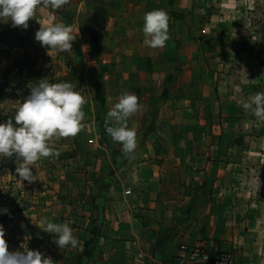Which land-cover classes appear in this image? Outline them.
Returning <instances> with one entry per match:
<instances>
[{
  "label": "crops",
  "instance_id": "obj_1",
  "mask_svg": "<svg viewBox=\"0 0 264 264\" xmlns=\"http://www.w3.org/2000/svg\"><path fill=\"white\" fill-rule=\"evenodd\" d=\"M194 1L38 7V29L62 22L77 35L70 54L37 43L58 65L55 82L70 81L84 95L85 117L76 136L53 140L59 155L34 165L38 179L26 192L13 193L23 205L20 251L39 250L52 264H176L183 249L204 245L233 252L232 264H264V234L251 225L264 215V164L248 160L251 152L208 151L212 138L230 147L229 134L261 121L241 115L203 67V35L191 33L203 27ZM157 9L168 14L169 39L152 49L142 42L143 17ZM125 92L141 105L128 120L136 130L128 157L105 131L108 110ZM46 219L69 224L78 246L60 249L40 228Z\"/></svg>",
  "mask_w": 264,
  "mask_h": 264
},
{
  "label": "rangeland",
  "instance_id": "obj_2",
  "mask_svg": "<svg viewBox=\"0 0 264 264\" xmlns=\"http://www.w3.org/2000/svg\"><path fill=\"white\" fill-rule=\"evenodd\" d=\"M194 3L197 9L193 18L200 20L202 17L203 27L201 31L200 27H193L191 33L203 35V67L216 74L221 92L226 93L228 101L238 103L257 92H264V0H195ZM37 30L34 17L29 19L26 29L12 27L10 21L0 23V122L14 117L18 105L40 79L55 82L58 78V65L35 40ZM237 93L239 95L234 96ZM241 93L249 96L242 97ZM240 110H243L239 111L241 115L255 117L252 110L246 112L242 107ZM228 111L232 114L230 107ZM263 123L251 126L244 122L243 131L229 134L236 138L233 143L228 141L232 149L219 148L221 143L217 144L216 138H212L208 151L251 152L248 160L264 164V155L255 157L257 152H264ZM229 135L225 137L232 138ZM16 167L14 157L0 156V208L9 209V213L0 214V224L5 229L9 251H20L22 240L18 213L23 205L21 201L15 204L13 193L19 196L28 188L27 181H20ZM260 180L264 182V175ZM251 225L258 234H264V215H257ZM229 253L232 257L233 252Z\"/></svg>",
  "mask_w": 264,
  "mask_h": 264
},
{
  "label": "clouds",
  "instance_id": "obj_3",
  "mask_svg": "<svg viewBox=\"0 0 264 264\" xmlns=\"http://www.w3.org/2000/svg\"><path fill=\"white\" fill-rule=\"evenodd\" d=\"M69 3L70 0H0V23L10 21L12 27L26 29L39 6L58 9ZM143 21V44L152 49L164 47L169 39L167 12L158 9L147 11ZM76 38L72 28L62 22L40 26L35 33V40L48 53L56 50L70 54ZM138 101L135 94L125 92L106 114L105 131L114 143L120 144L122 157H128L136 148V130L128 126V120L141 108ZM85 103L84 95L72 82H49L43 78L31 87L27 97L16 108L14 117L0 122V156L15 158V171L20 181L32 183L38 179L33 173L34 165L41 158L59 155L53 140L74 137L82 130ZM238 103L246 112L252 110L258 120L264 121V92H257ZM7 213V207L0 208V214ZM40 228L54 234V243L60 249L78 246V238L67 223L46 219ZM0 264H52V260L39 250L9 251L5 229L0 224Z\"/></svg>",
  "mask_w": 264,
  "mask_h": 264
},
{
  "label": "built area",
  "instance_id": "obj_4",
  "mask_svg": "<svg viewBox=\"0 0 264 264\" xmlns=\"http://www.w3.org/2000/svg\"><path fill=\"white\" fill-rule=\"evenodd\" d=\"M176 264H232L229 252L222 250H209L204 245H195L192 248L183 249L182 253L175 257Z\"/></svg>",
  "mask_w": 264,
  "mask_h": 264
}]
</instances>
